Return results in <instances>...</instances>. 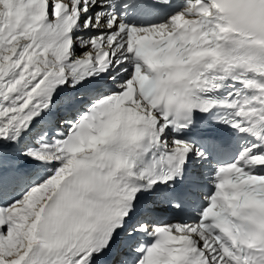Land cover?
I'll return each mask as SVG.
<instances>
[{
    "label": "snow or ice",
    "instance_id": "1",
    "mask_svg": "<svg viewBox=\"0 0 264 264\" xmlns=\"http://www.w3.org/2000/svg\"><path fill=\"white\" fill-rule=\"evenodd\" d=\"M0 264H264V0H0Z\"/></svg>",
    "mask_w": 264,
    "mask_h": 264
}]
</instances>
